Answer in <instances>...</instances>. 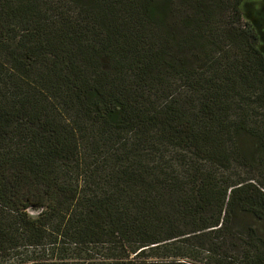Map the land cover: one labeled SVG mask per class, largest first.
<instances>
[{
	"label": "trees",
	"instance_id": "16d2710c",
	"mask_svg": "<svg viewBox=\"0 0 264 264\" xmlns=\"http://www.w3.org/2000/svg\"><path fill=\"white\" fill-rule=\"evenodd\" d=\"M0 264H264V0H0Z\"/></svg>",
	"mask_w": 264,
	"mask_h": 264
}]
</instances>
